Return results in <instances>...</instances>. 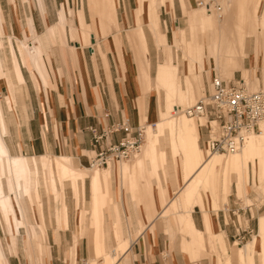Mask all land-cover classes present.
<instances>
[{"label": "bare ground", "instance_id": "obj_1", "mask_svg": "<svg viewBox=\"0 0 264 264\" xmlns=\"http://www.w3.org/2000/svg\"><path fill=\"white\" fill-rule=\"evenodd\" d=\"M9 1L18 5V0ZM22 1L31 3V0ZM204 1L178 0L180 9L187 17V24L180 30V44L172 46L167 44L164 38H160L156 30L160 31L162 24L160 19L162 7H167L174 15L175 0H137L135 26L131 29L126 28V22L120 23L117 18L120 0H89V6L97 16L103 34V25L106 22L110 25L112 19L119 27L118 36L107 39H119L129 69H137L139 81H141L140 75L143 77L147 92L143 97L142 105L149 110V102L153 95L156 99L155 110L157 107V111L160 110L162 113L161 118L157 119L156 127H152L153 124L147 126L144 123L146 120L141 118L142 126L145 127L146 141L144 139L145 144H142L144 146L142 154L134 155L136 156L133 158L134 161L133 159L131 161V158L128 159L132 164L128 160H123L130 164H122L123 161H120L119 165L113 166L114 163L110 162L109 167L105 166L107 168L103 171L93 170V167L91 171H86L85 168L84 170L77 167L78 165L71 157L12 154L6 140L7 136H11L8 117L5 116L3 103L0 100V221L6 224L9 233L16 241L21 234V229L25 230L28 239L27 248L29 247L35 258L42 260L46 254L43 241L47 225H45L44 203L40 197L41 187L43 186L42 190L53 196L55 200L64 202L65 183L68 182L71 185L75 196L81 197L80 184L87 179H89L90 192L88 210L92 212V217L91 221H88L86 236L89 239L90 254L98 258L87 264H120V261L124 260L131 245V237L127 231L129 214L136 211L143 215L146 222L149 220L144 207L145 189L153 193L158 201L164 195L167 206L161 210L159 217L156 216L159 219L158 223H163L168 229L171 228V222L175 221L179 227L178 232L181 233V241L191 252L190 254H193V260L199 257H196L198 248L202 245L206 246L211 239L219 244V236H211L214 218L209 215L208 208L215 211L214 217H217V212L222 203L227 201L234 182L238 192L244 194L248 179L251 178V166L252 177L257 181L259 166L263 168L264 165V120L260 122L258 129L260 132L252 133L239 150L230 152L233 156L229 158L225 155L226 153L211 152L207 142L205 148L201 146L202 132L199 120L188 115L187 109L190 106H187L194 101L197 102L200 94L205 95L206 88L202 74L207 64L217 70V75L224 80H227L222 75L224 68L237 61L242 64L245 57L243 52L247 49V42L242 39L244 22L251 23L248 33L255 30L259 24L258 9L261 0H238L241 7L237 30L232 34L233 38H228L229 34L225 26L229 22L230 8L235 0H224L225 2H222L224 9L221 5V10H217L210 0L208 3ZM251 3L255 5L254 12L247 9L248 4ZM66 9H68L67 5H62L59 13L60 20L55 27H49L48 35L53 38L57 36L58 39H73V41L82 36L83 39H94L92 26L89 29V23L85 19V8L76 9L73 12L69 10L72 19L73 15L77 14L79 25H75L74 21L68 25ZM262 22L264 29V14ZM3 24L4 16L0 2V39L4 37ZM214 25L219 26L218 30L214 28ZM147 27L157 39L156 44L159 49L163 47L166 52L163 61H157L155 73L152 76L150 47L145 30ZM124 29L127 30V38L133 42L131 46L135 47L134 65L130 61L123 42ZM200 31L204 32L205 39L199 38ZM7 39L13 58L11 67L5 68V62L2 59L5 44L0 40V85L8 87L7 104L11 101L16 106L22 98L20 86L25 82L22 65L16 53L17 51L27 52L30 61L25 60V63H31L38 69L42 49L39 46L30 47L28 43L18 40L26 38H21L17 34H9ZM13 39L20 41L18 49ZM32 39H46V35L33 29ZM111 43L113 45L114 40ZM115 57L117 58L118 55ZM244 75L246 77L249 74ZM234 80L253 91L243 77L239 81ZM7 110L10 111V108ZM13 110L15 112L16 108ZM11 120L10 118L9 121ZM200 120L202 124L205 123V119ZM173 159H177L178 162L181 187L178 186L175 177ZM143 163H149V165L147 167L144 165L142 169L139 167L141 170L135 171L138 166H143ZM146 171L149 173H145ZM117 178H119L118 186H116ZM159 186L162 187L161 194L158 192ZM196 206H199L203 213L204 230L197 228L193 219L192 212ZM67 208L65 205L62 215L59 214L57 207L55 208L54 217L58 225L64 227L68 225L69 210ZM173 215H176V218L170 220ZM225 240L229 243L228 238ZM258 243L259 239L256 241V244ZM0 249L6 258V247L1 239ZM237 250L238 264H253L251 246H241ZM98 256H101L102 261H99ZM232 256L228 257L231 258L228 259V264H232ZM234 257L237 262L236 254ZM2 262L5 263V260L0 259V264Z\"/></svg>", "mask_w": 264, "mask_h": 264}, {"label": "crops", "instance_id": "obj_2", "mask_svg": "<svg viewBox=\"0 0 264 264\" xmlns=\"http://www.w3.org/2000/svg\"><path fill=\"white\" fill-rule=\"evenodd\" d=\"M76 1L31 0L29 4L18 0V5H13L9 0H0L4 16V24L2 25L4 37L0 40L5 44L2 52L5 68L11 67L13 58L7 39L9 34H17L21 38L25 37L26 39L18 40L28 43L30 47L33 45L42 49L38 69L34 68L31 63H25V60L30 61L27 52L17 51L18 54L16 53V55L21 62L25 79V82L20 86L22 98L16 106L11 101H8L7 104L9 90L6 85H1L0 100L3 103L5 116L8 117L9 135L11 136H7L6 140L12 154H26L36 157L44 155L71 157L76 165L82 167L84 164H89L90 158L93 156L91 153L95 154V150H97L94 147L93 132L89 130V127H95L99 131L109 130L124 121L130 126L137 127L140 125L141 118L146 120L144 121L145 124L149 122V110L142 105L143 97L147 92L143 77L140 75L141 81H139L137 69L133 68L129 73V69L125 67L119 39L104 37L100 39H75L76 41H73V39H58L57 36L53 38L48 35L49 27H55L60 20L59 13L64 3L68 7L66 9V21L68 19L71 22L69 10L75 11L83 8V0L81 5L79 0ZM136 8L135 0H120L118 19L120 23H123L124 14H126L128 23L125 26L128 29L135 24ZM263 8L264 3L261 0L259 13H262ZM85 18L88 23L93 25L94 37H99L97 21L89 22L86 11ZM73 21L75 25H79L77 14L73 15ZM111 25L112 31L110 26L107 28V33L110 36H115L118 34V26L115 23ZM113 27L116 28V32L113 31ZM33 29L40 34H45L46 39H32ZM145 30L147 33V28ZM167 35L168 41L172 42L173 33L170 36V30H168ZM260 38V35L256 37V39ZM112 40H114L113 45ZM129 40L128 38L123 39V42L130 61L134 65L136 52L135 47L131 46L133 42ZM20 41L13 39L17 49ZM153 41L154 39L148 38L149 55L152 61L151 75L155 73V62L158 61V54L161 51ZM73 47L75 50L72 49ZM74 51L76 52L75 56ZM160 54L162 53L160 52ZM116 55H118L117 58ZM117 61H119L118 64ZM248 65H251L250 62ZM256 72V69L250 70V79L254 85H257L261 79H258ZM205 74L206 78L209 79L207 73ZM210 76H213L212 70ZM8 108L11 112L7 110ZM13 108H16L15 112ZM10 118L12 122L9 121ZM123 136V131L111 133L109 141L117 143ZM176 180L181 186V178L178 177ZM158 192L161 194L159 188ZM44 193L40 189L46 221L53 220L51 213L54 208V201L51 200L53 198L47 199ZM163 198L164 195L158 201L153 193L145 189L144 207L149 220L146 222L143 215L136 211L129 214L128 223L130 226L132 220L135 226V236L129 230L131 245L120 264H218L219 258H213L214 256L210 258L205 255L206 257L194 261L191 260L193 257L190 254L191 259H189L181 250L183 242L180 232L179 241L174 242L172 249L169 239L173 238L176 232L173 221L171 228L168 229L163 223H158L161 210L167 206L165 198ZM253 199V203L244 205L241 198L236 197L230 199L222 209H219L217 217H214L215 211L211 208H208V213L214 218V229L220 238L219 249L226 250L229 246H235L237 243L240 245L239 247L251 246L253 264H263L264 219H262L263 215L261 217L260 215L264 214V203L257 200L256 197ZM67 204L70 219L69 228L57 230L55 225L53 229V226L47 222L44 240L48 232L47 242L50 248L45 245V257L51 250L50 264H69L66 253L74 242L75 230L79 235V258L88 257L91 250L89 239L81 235L80 223L78 224L80 209L75 207V201L67 200ZM156 216L158 217L156 218ZM192 216L197 228L204 230V217L199 206L194 208ZM175 218L176 215H173L170 220ZM241 218L245 221L244 225L240 221ZM74 220L77 223L73 225ZM223 234L226 236L225 238H228L229 243H226L227 240ZM241 236L245 238L239 242L238 237ZM257 239H259L258 244H256ZM248 241L250 244L245 243ZM11 246L15 251L17 250L15 244H9V249ZM21 246L22 244L19 243V247ZM21 251L23 250L19 248V253ZM257 251H260L261 255L257 254ZM235 254L237 257V253ZM234 256H232V264H238V257L236 262ZM12 257L13 259L9 261L6 255L5 263L2 262L1 264H10V262L11 264H30L27 258L22 261L20 254ZM220 257L222 264H224L226 262L224 256L221 255Z\"/></svg>", "mask_w": 264, "mask_h": 264}, {"label": "rangeland", "instance_id": "obj_3", "mask_svg": "<svg viewBox=\"0 0 264 264\" xmlns=\"http://www.w3.org/2000/svg\"><path fill=\"white\" fill-rule=\"evenodd\" d=\"M135 1L137 3V0H135ZM210 1L215 5V8H216L217 5H222V7L224 9V3H222V2H225L224 0H210ZM79 2H80V5H81L82 0H79ZM204 2L208 3L209 0H205ZM175 4L176 5H175V13H174V15H173V13H171L168 10L167 7H165V6L162 7L161 13H160V19H161L162 24H161V27H160V31H159V29L156 30V32L159 34L160 38H164L166 43L169 44V45H172V46H175V45L177 46V45L180 44V39H181L180 30L184 29L186 24H187V21H186L187 17L184 16L182 10L180 9L178 0H175ZM13 5H16V4H13ZM63 5H66V3H64ZM240 7L241 6H239L238 0H235L234 1V5L232 6V8H230L231 11L229 12V16H228L229 22L225 26L226 32L228 31L227 34H229L228 38H230V37L233 38L232 34L234 33V31L237 30V24H238V20H239L238 17H239V14H240ZM83 8H85V11H86V14H87V20L89 22H92V21H95V20L97 21L96 26H97V28H99L100 35H99V37H95V39H100V38H104V37L108 38V37H116V36H118V34L120 33L119 27H118V34L117 35L110 36L107 33V28L110 27V26H111L110 29L112 31V25L111 24L115 23V22H113V19L110 22L111 23L110 25H109L108 22H106V24L103 25V29H104V34H103V32L101 31L102 28L100 26V23H98L97 16L95 15L93 9L89 7V0H83ZM247 9L249 11H251V12H254V9H255L254 3L248 4V8ZM190 10H191V7H190ZM190 10H189V13H190ZM72 12H73V10H72ZM118 12H119V7L117 9V14H118ZM90 14H91L92 17L90 16ZM109 14H110V18H111V13H109ZM263 14H264V11H262V13H259V22H258L259 24L255 28V30L252 31L251 33L247 32L249 30L248 28L251 27L250 26L251 23L250 22H244L245 29L242 32V39H244V37H247V39H245V41L247 42V49L243 52V55L245 57H244V60H243L242 64L237 61V62L233 63L232 65H228V67L224 68V70L222 71V75L224 76L225 79H227L225 81L228 82V81H230V79H233V80H231L232 82L238 83L234 79L239 81L243 77V79L247 83H249L248 85H249L250 89L253 90V91L257 90L259 87L264 85V53H263V51H264V29H263V22H262ZM117 18H118V15H117ZM67 21H68V19H67ZM170 21H172V22L170 23ZM72 22H73V19L71 17V22L68 21L67 23H68V25H70ZM124 22H126V25H127L128 20H127L126 14H124ZM91 26H92V30H93V25L91 23H89V29L91 28ZM134 26H135V24L132 27H129V29L133 28ZM214 26H215L214 28L218 30L219 26L218 25H214ZM162 27H163V29H162ZM163 30H165L166 32L163 31ZM168 30H170V36L173 33L172 42H169L168 39H167V37H168L167 31ZM113 31L116 32V28L115 27H113ZM126 31H125V29L122 31L124 39H127L126 38ZM245 33H247L248 35L246 34V36H245ZM41 34H43V33H41ZM93 34H94V31H93ZM147 34H148V38H150L152 40L154 39L155 44H156L157 39L153 36L151 30L148 27H147ZM258 35L261 36L260 39H256V37H258ZM205 37L206 36H205L204 32L200 31L199 32V38L200 39H205ZM79 39H83V36H82V38L80 37ZM156 47L159 49L157 44H156ZM159 50H161L160 52L162 54H160V52H159V54H158L159 55V59L158 60L159 61H163V59L166 56L165 48L161 47ZM122 56L124 58L125 67H127L129 69L123 49H122ZM248 62H250V64H251L250 66L248 65ZM118 63H119V61H117V64ZM155 63H157V62H155ZM241 65H242V67H241ZM155 66H156V64H155ZM237 68H239V69H237ZM243 68H245L246 72H248V71L249 72L246 73ZM252 69H256V71H257L256 73H257L258 79L261 78L258 81L259 83L257 85H254L251 82V79H250V70H252ZM211 70H212V75H214L215 72L218 73L217 70H215L214 68H212L210 65L207 64L206 65V69H205V71L202 74L204 87H206V90H208V91H209V89H212V86H211V78L212 77L210 76ZM131 71L132 70L129 69V73H131ZM205 73H207V76L209 77V79L206 78V74ZM244 74H246V75L249 74V75H247L248 78H247V76L245 77ZM152 75H154V74H152ZM245 78H247V79H245ZM0 87H1V85H0ZM151 96H152L151 97V102H149V122L147 123V126H149V124H153L152 127L153 126L156 127L155 124L157 122V119L161 118V114L162 113H161L160 110L159 111L155 110V101H156V99H154L155 96H153V95H151ZM202 97H203V95L200 94L198 96V100L201 99ZM195 103L196 102L194 101L193 103H190V105H188L187 107H189L191 105H194ZM160 108H162L161 107V103H160ZM196 120H198V119L196 118ZM142 123L140 122V125H143ZM196 123H197V121H196ZM197 125L199 126V123H197ZM200 129H201V132H202L201 146L203 148H205L206 147V141L205 140L207 139V131H206L205 127H200ZM257 132H260V130H258ZM145 141H146V139H145ZM144 144H145V142L143 143V145ZM143 149H144V146L142 147L141 151L139 152V155L142 154L141 152H143L142 151ZM91 155L94 156V153H91ZM139 155H137V156H139ZM225 155L227 157H229V158L231 156H233V154H231V153H226ZM133 158H136V156L132 157L130 160L132 161ZM130 160H128V161L131 163ZM128 161H126V163ZM133 161H134V159H133ZM172 161L174 163V168H175L174 170H175V173H176V174L174 173L175 177L176 178H178V177L181 178L180 170L178 168L177 159H173ZM111 163H114L113 166H117V164L118 165L120 164V162H111ZM123 163L126 164L125 161H123L122 164ZM130 163H127V164H130ZM109 165L107 167H109ZM144 165L147 167L149 165V163H146V164L143 163V166L142 165L138 166L135 169V171H140L144 167ZM77 167L82 168V169L85 168L86 171H88V170L91 171L92 169L96 170V171H103V170H105L107 168V167H101V168L93 167L92 168L89 164H84V165H82V167H80L78 165ZM139 167L140 168L142 167V168L140 169ZM145 173H149V171H146ZM252 174L253 173H252V166H251V178L248 179V183L245 186V193L244 194L243 193H239L237 188L235 187V182H234V184L231 186V191H230V194L228 196V199H226L227 201L222 203L220 209H222L224 207V205L229 202L230 199H233V198H236V197L241 198V200L243 201L244 205H250L251 203H253L254 202V199H253L254 197H256V199L259 200L260 202L264 203V165H263V168L261 166H259L258 174L260 175V177L258 175V180L257 181L253 180ZM118 183H119V178H117V181H116L117 185L116 186H118ZM179 187H181V186L179 185ZM65 188H66V199H65L64 202H62L60 200L59 201L55 200V198L53 196L48 195L43 190L45 192L44 195L47 197V199L50 200V198H53L51 200L54 201V208H53L52 213H51L54 221L50 220V219H49V221H46V215H45V225H47V222H49L53 226V229L55 228V225H56L57 230H65V229L69 228L70 227V219H69V217L67 218L68 219V225L66 227H64L62 225H58L57 222H56V218L54 217V210L57 207V209L60 211L59 214L62 215L63 209L65 208V205H67V207H68L67 200H72V201H75V207L77 209H80V214H79L80 221L78 222V224L80 223L81 235L82 236H86L88 221H91L90 218L92 217V212H90V210H88L89 205H90L89 179L85 180L84 183L80 184L81 194H82L81 197L75 196L76 194L71 189V185L68 182L65 183ZM42 189H43V186H42ZM159 191L162 192V187L161 186H159ZM67 210H68V208H67ZM44 213H45V211H44ZM217 214H218V212H217ZM262 215L263 214H261L260 217ZM262 219H264L263 216H262ZM240 221L244 225V222H245L244 219L241 218ZM74 223L76 224L77 221L74 220L72 222V224L74 225ZM172 223H174V225L176 227L175 228L176 232H175V235H174L173 238L169 239V237H168V239L170 240L171 245H172V249H173L174 248V246H173L174 242L177 241V240L179 241V232H178L179 227L175 223V221H173ZM71 228H72V225H71ZM46 229H47V226H46ZM127 229H128L127 231L131 230L133 232V235L135 236V226L132 223V220H131L130 226H128ZM212 235H213V237L214 236H218V233H217V231H215L214 228H213V233L211 234V236ZM12 236L13 235L9 233L6 224L4 222L1 223V221H0V238L3 241V243H4V246L6 247V255L8 256L9 261H11L13 259L12 256H19V254H20V257H21L22 261H25V259L27 258V260L29 261L30 264H48V263L50 264L51 250H50V253L47 255V257H45L44 260L35 258L32 255L31 250L28 249L29 247L27 248L28 239H27V233L25 232L24 229H21V234L19 235L18 241L14 240V238H12ZM47 239H48V232L46 233V238H45V240L43 242H44V244L47 247L50 248V246H49V244L47 242ZM11 243L15 244V247L17 246L16 247V249H17L16 251L13 248V246H11V248L9 249V244H11ZM19 243L22 244L21 247H19ZM245 243H250V241L245 242ZM239 246L240 245H235V246H232V247L229 246L226 250H224L222 248L219 249L218 243L216 241H214L213 239H211L206 246L202 245V246H200L198 248V254H197L196 257H198V256L199 257L196 258L195 260L201 259L203 257H206L205 255H208L210 258L213 257V256H214L213 258L218 257L219 258V263L218 264H222L220 256L223 255L224 258H225V261H226L224 264H228V259H231V258H228V254H229V256H232V254H234V252L237 253L236 251L239 248ZM19 248L23 250L20 253H19ZM183 248H181V250L184 252V254L189 259H191V255H190L191 252L188 251L186 247L184 249ZM78 249H79V235H78L77 230H75V232H74V242L69 247V249H68V251L66 253L67 260H68L69 264H87L91 260H96L97 256L96 255H91L90 252L88 253V255H89L88 257L79 258L80 255H79V250ZM230 253H232V254H230ZM256 253L261 255L260 251H257ZM98 257H99V261H102V258H100L101 256H98ZM192 257H193V254H192ZM90 258H92V259H90ZM0 259L3 260V261L5 260L3 251H1V250H0ZM191 260H193V259H191ZM10 264H11V262H10Z\"/></svg>", "mask_w": 264, "mask_h": 264}, {"label": "built area", "instance_id": "obj_4", "mask_svg": "<svg viewBox=\"0 0 264 264\" xmlns=\"http://www.w3.org/2000/svg\"><path fill=\"white\" fill-rule=\"evenodd\" d=\"M221 10V5H217ZM211 91L187 109L189 116L197 118L200 126L205 127L209 150L230 153L239 150L248 137L258 131L264 120V85L250 91L242 83L221 79L215 72L211 78ZM201 118L205 123H201ZM93 132L95 154L90 158L91 167H105L110 162L128 160L141 151L145 139V127L130 126L126 121L113 126V129ZM123 131L124 136L117 143L109 141V135ZM245 237H238L239 242Z\"/></svg>", "mask_w": 264, "mask_h": 264}]
</instances>
